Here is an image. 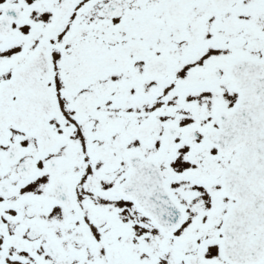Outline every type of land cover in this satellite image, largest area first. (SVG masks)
I'll use <instances>...</instances> for the list:
<instances>
[{"label":"snow or ice","instance_id":"snow-or-ice-1","mask_svg":"<svg viewBox=\"0 0 264 264\" xmlns=\"http://www.w3.org/2000/svg\"><path fill=\"white\" fill-rule=\"evenodd\" d=\"M0 264H264V0H0Z\"/></svg>","mask_w":264,"mask_h":264}]
</instances>
